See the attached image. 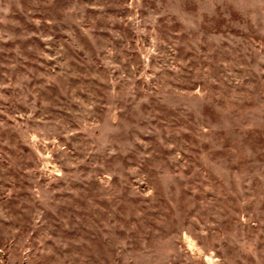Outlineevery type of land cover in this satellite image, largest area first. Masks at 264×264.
I'll list each match as a JSON object with an SVG mask.
<instances>
[{
  "label": "rangeland",
  "instance_id": "374dc122",
  "mask_svg": "<svg viewBox=\"0 0 264 264\" xmlns=\"http://www.w3.org/2000/svg\"><path fill=\"white\" fill-rule=\"evenodd\" d=\"M0 264H264V0H0Z\"/></svg>",
  "mask_w": 264,
  "mask_h": 264
}]
</instances>
